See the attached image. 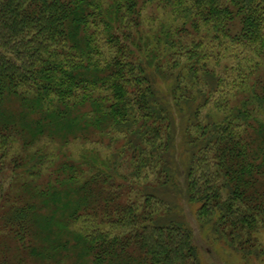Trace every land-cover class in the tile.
I'll return each instance as SVG.
<instances>
[{
    "label": "trees",
    "instance_id": "1",
    "mask_svg": "<svg viewBox=\"0 0 264 264\" xmlns=\"http://www.w3.org/2000/svg\"><path fill=\"white\" fill-rule=\"evenodd\" d=\"M261 69L264 0H0V264H204L181 202L264 258Z\"/></svg>",
    "mask_w": 264,
    "mask_h": 264
},
{
    "label": "rangeland",
    "instance_id": "2",
    "mask_svg": "<svg viewBox=\"0 0 264 264\" xmlns=\"http://www.w3.org/2000/svg\"><path fill=\"white\" fill-rule=\"evenodd\" d=\"M145 12L148 16V22L155 23L144 24V29L146 30H148L149 27L157 26V23H159L158 20L162 21L164 18L163 13L159 12V10L154 5H149ZM260 73L264 76L263 69H261ZM107 142L108 141H106V143ZM182 143L183 140L178 134L176 140V148L177 156L179 157V164H182V157L184 151ZM46 147L51 152H54L55 154L59 155V153L54 149L51 144H47ZM85 147L87 146H85V144L81 142V140H72L63 149V152L65 153V155L72 156L74 159H77ZM101 148L103 152H106L105 150L107 149H103L105 148V145L102 147L100 146V149ZM20 151L21 148L11 149L10 153L6 157L5 169H0V197L2 192L1 190H10L12 193L19 191V186H16L15 183L11 184L16 174L11 170L9 164ZM166 199L168 200L169 198ZM1 205H3L2 200H0V206ZM179 209V212L183 214L185 220L193 229L195 240L200 248L201 258L204 264H264V258L260 259L256 256H253L252 259H244L241 254L237 253V251L232 248V244L226 242L221 238H217V235L212 233L208 228L203 227L197 219L195 211L196 208H193L192 205H189L186 202H181ZM255 237L259 240V242L264 245V229H261V231L255 235Z\"/></svg>",
    "mask_w": 264,
    "mask_h": 264
}]
</instances>
